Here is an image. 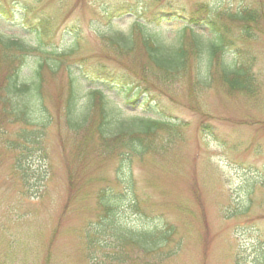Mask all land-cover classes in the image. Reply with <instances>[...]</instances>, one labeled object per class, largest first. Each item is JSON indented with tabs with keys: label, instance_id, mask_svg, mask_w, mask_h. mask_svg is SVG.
<instances>
[{
	"label": "rangeland",
	"instance_id": "1",
	"mask_svg": "<svg viewBox=\"0 0 264 264\" xmlns=\"http://www.w3.org/2000/svg\"><path fill=\"white\" fill-rule=\"evenodd\" d=\"M243 11L255 14L250 37L234 21ZM205 18L224 32L219 61ZM0 36L33 48L23 80L38 61L59 65L43 69L42 114L29 125L5 118L0 104V264H264V0H0ZM144 38L161 58L183 49L184 69L158 68ZM220 63L250 64L255 93L229 92ZM71 84L77 108L99 89L131 129L145 126L133 116L173 125L150 130L141 156L102 160L96 137L83 146L65 124ZM102 188L117 196L120 229L173 232L153 252L134 250L136 260H111L116 249L107 246L91 261L84 232L101 212ZM117 226L100 240L112 242Z\"/></svg>",
	"mask_w": 264,
	"mask_h": 264
},
{
	"label": "trees",
	"instance_id": "2",
	"mask_svg": "<svg viewBox=\"0 0 264 264\" xmlns=\"http://www.w3.org/2000/svg\"><path fill=\"white\" fill-rule=\"evenodd\" d=\"M205 19L207 26H212L211 29L214 34L212 38L214 43L211 44L210 56L211 58H217L218 53L223 51L224 48V32L216 21L208 18ZM234 21L241 23L242 28L245 29L243 33L245 36H249L246 27L249 23L255 22V14L252 11L236 13ZM152 44L149 39H143V45L147 50L146 52L149 58L158 68L172 73L184 69L186 57L183 49H179L174 55L171 54V56L161 58L158 56L160 48ZM31 50L33 48L22 44L18 38L0 36V104L1 108H3L1 112L5 118L11 117L13 122H22L26 125L30 124L31 118L35 114H42L39 110L40 104L35 94L40 93L43 69L48 65L49 69L54 71L59 66L48 64L45 59L38 61L32 70L31 76H29L30 78L23 80L19 76L20 69L24 64L27 53ZM216 60L219 61L218 58ZM220 67L219 81L226 86L229 92H239L245 95L255 93L257 86L256 79L250 64L242 63L232 67L230 64L223 65L220 63ZM76 95V86L71 84L70 94L65 106V124L73 133H81L83 146L90 142L93 137H96L97 156L102 160H108L118 156L123 161H126L133 155L141 156L150 150L149 144L145 143V137L149 135L150 130L161 125H173L160 118L152 119L149 117L133 116V118H137L141 123L144 122L145 125L141 130H134L129 126L123 125L118 120L113 109L108 106L105 95L101 90H90L89 96L84 102L85 104L78 108L76 106ZM41 121L43 123L42 125L45 126L50 119L45 116ZM28 135L34 139L39 137L37 136V132L34 131ZM28 135L21 133L19 137L27 139ZM12 145H15L17 149H26L19 142H13ZM135 148L138 149L136 152ZM163 150H165V147L162 148ZM24 158V152H19L15 168L19 170L23 181H26L28 172L22 162ZM72 178V174L69 173L71 188L73 187ZM26 183L24 184L25 186H27ZM129 202L130 209L136 210L138 204L134 200H130ZM97 206L101 212L97 216L96 222L88 224L84 232L85 254L91 261L97 262L93 252L106 248L107 246L112 247L114 250L116 249L111 260L119 263L126 260H136L138 257L131 254L134 250L139 251L142 256L153 252L167 240L168 235L174 229L170 226L167 230L170 233H163L160 230H149L145 229V227L141 230H133L132 232L120 229L115 224L114 219L115 209L117 208V196L104 188L97 194ZM106 225L118 227L117 231L111 234L113 238L112 242L105 243V240H100L101 235L104 234ZM109 256L105 255L107 258Z\"/></svg>",
	"mask_w": 264,
	"mask_h": 264
}]
</instances>
